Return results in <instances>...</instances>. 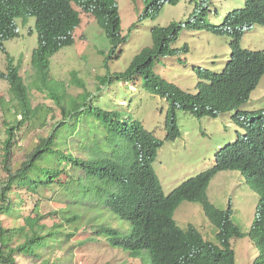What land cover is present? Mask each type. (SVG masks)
Masks as SVG:
<instances>
[{
    "label": "trees",
    "instance_id": "1",
    "mask_svg": "<svg viewBox=\"0 0 264 264\" xmlns=\"http://www.w3.org/2000/svg\"><path fill=\"white\" fill-rule=\"evenodd\" d=\"M179 1L144 0L145 9L128 32L149 13L156 17L165 3L175 5ZM203 13L200 9L192 14ZM81 14L93 18L108 39L110 49L104 59L107 66L109 59L119 57L127 39V35L121 33L116 0H0V50L6 59V68L0 70V78L8 82L16 101L15 123L7 127L5 162L17 130L38 112L32 106L29 88L20 72L21 59L15 62L4 46V41L19 35L17 19L25 25L34 17L37 45L29 59L36 73L33 82L39 90L47 91L61 113L49 135L39 140L0 187V216L23 221L21 225L6 227L0 219V263L17 264V254L38 259L43 249L61 242L58 237L61 224L47 229L40 223L46 216L40 213L44 199H35L30 209L33 214L22 213L27 206L23 194L31 196L55 186L54 192L61 196V202L67 199L77 204L88 199L99 207L101 204L95 197L103 196V206L129 220L131 227L124 233L101 225L96 233L107 237L111 246L121 247L132 257L147 251L151 264H235L230 240L247 236L259 249L252 264H264V111H238L235 122L243 132L216 150L211 166L165 194L152 168L162 141L139 121H127L121 118L118 110L109 109L111 101L108 106L98 103L96 92L84 90L76 97L64 99L56 93L64 84L48 76L53 54L74 44L73 32L81 22ZM253 24L264 25V0H244V6L229 10L218 25L205 18L194 23L188 17L166 26H152L151 44L135 53L124 70L99 76L97 92L113 79L126 83L138 79L141 88L168 103L165 137L173 140L179 134L176 108L197 117H216L220 112L237 110L248 100L264 74V51L240 46L243 33ZM190 28L227 34L231 38L230 54L224 67L219 72L200 70L195 92L185 91L167 81L156 69L158 60L173 57L187 48H178L175 44L183 29ZM28 32L31 34L33 29ZM72 75L75 83L83 85L75 72ZM222 170H238L258 193L254 218L247 232L231 219L230 202L224 210L208 199V184ZM183 200L200 203L206 218L217 229V243L206 240L191 224L181 227L176 223L173 212ZM72 218L77 219V216ZM70 235L72 233H66L65 237ZM40 264L56 262L45 259Z\"/></svg>",
    "mask_w": 264,
    "mask_h": 264
},
{
    "label": "rangeland",
    "instance_id": "2",
    "mask_svg": "<svg viewBox=\"0 0 264 264\" xmlns=\"http://www.w3.org/2000/svg\"><path fill=\"white\" fill-rule=\"evenodd\" d=\"M121 19V33L127 35L122 45V52L117 58L109 59L105 66V55L110 44L97 22L89 15L81 14V22L74 29V44L61 48L50 59L49 77L58 84L56 93L64 99L76 97L84 90L99 94L98 103L116 109L121 118L127 121L137 120L147 130L162 141L152 168L157 175L161 188L168 194L183 180L195 175L212 165L217 149L236 139L242 129L236 124V114L220 112L216 117H197L175 109L178 136L171 140L166 138V111L168 103L160 96L149 93L139 86L137 81L129 83L114 81L97 92L98 77L113 72H120L141 48L151 44L150 28L166 26L170 22L185 21L188 17L194 23L202 18L211 24L218 25L225 14L234 8L244 6V0H180L172 5L165 3L156 17L151 13L141 19L128 32L145 9L144 0H116ZM203 9V14L193 15ZM18 37L4 41L7 52L15 59H21L20 72L30 92L31 103L37 108L34 118L22 125L16 133L15 143L11 147L5 162L4 145L8 136L7 127L15 123L14 110L16 101L9 91L8 82L0 78V187L10 173H14L26 159L27 154L37 145L42 137L49 135L52 125L61 118L59 107L47 95L39 90L34 80L36 73L30 66L32 50L37 45V34L34 30V17H30L25 26L17 19ZM33 29L31 34L29 28ZM231 38L227 34H215L210 30L183 29L175 47L187 46L173 57L161 58L156 63L157 72L167 81L188 92L196 91L199 71L209 69L219 72L230 54ZM240 46L253 50L264 49V26L253 25L240 39ZM104 52V54H100ZM6 59L0 50V70L5 71ZM72 72L83 85L75 83ZM100 87H103L100 85ZM240 109L247 111H264V74L257 86L251 91L248 100ZM17 119L20 116L17 115ZM57 188L39 190L31 196L23 194L27 206L22 209L23 215L33 214L30 209L35 199L41 197L40 213L46 215L40 223L47 229L61 224L59 241L41 251L40 258L16 255L17 264H40L45 259L56 264H150L148 252L139 257H132L127 251L110 245L108 240L96 230L101 225H108L126 231L129 222L114 216L108 209L83 199L74 204L67 199L61 202V196L55 194ZM12 195V194H11ZM209 200L221 209H227L231 203V219L247 232L254 218L258 193L245 181L238 170L219 171L207 187ZM103 196L95 200L101 205ZM77 216V219H73ZM173 218L181 227L193 225L202 236L213 243L216 241V227L206 218L200 203L181 201L173 212ZM6 227L21 225L22 219L0 216ZM66 233H72L65 237ZM235 252V264H252L259 253L247 236L230 240ZM59 245V246H58ZM147 254V255H146ZM1 264V263H0Z\"/></svg>",
    "mask_w": 264,
    "mask_h": 264
},
{
    "label": "clouds",
    "instance_id": "3",
    "mask_svg": "<svg viewBox=\"0 0 264 264\" xmlns=\"http://www.w3.org/2000/svg\"><path fill=\"white\" fill-rule=\"evenodd\" d=\"M28 21H29V19H28ZM27 21V22H28ZM20 22H21V20H20ZM16 23H17V21H16ZM27 24V23H26ZM25 24V25H26ZM21 25H22V23H21ZM25 25H23V26H25ZM253 25H259V24H253ZM253 25H251V26H253ZM18 26V25H17ZM250 26V27H251ZM262 26H264V25H262ZM250 27H248V28H250ZM32 28V27H31ZM247 28V29H248ZM30 29V28H29ZM246 29V30H247ZM245 30V31H246ZM29 31V30H28ZM19 32V31H18ZM29 33V32H28ZM244 34V33H243ZM248 49V48H247ZM251 50H253V49H251ZM262 51H264V49H261ZM254 51H259V50H254ZM225 64V63H224ZM224 67V66H223ZM222 67V68H223ZM158 73V72H157ZM159 74V73H158ZM261 78V77H260ZM244 104V103H243ZM241 107V106H240ZM240 107L236 110V109H234V110H232V111H230V112H233L234 111V113L236 114V118H237V116H238V111H240V110H242V109H240ZM236 120V119H235ZM240 128V127H239ZM242 129V128H241ZM242 132H243V129H242ZM214 162V161H213ZM213 164V163H212ZM223 171V170H222ZM208 196V195H207ZM209 199V198H208ZM210 201V200H209ZM211 202V201H210ZM101 207L102 208H105V209H107L106 207H104L103 205H101ZM109 210V209H108ZM111 210H109V212H110ZM111 214H113L114 216H118L116 213H114V212H110ZM119 217V216H118ZM120 218V217H119ZM122 219V218H121ZM123 220H125V219H123ZM126 221H128L130 224H129V226H128V229L126 230V231H122V230H120L119 228H117V229H119L120 231H122V232H124V233H126L129 229H130V227H131V222L129 221V220H126ZM105 226H108V225H105ZM109 227H113V226H109ZM113 228H116V227H113ZM106 238V237H105ZM107 239V238H106ZM108 240V239H107ZM109 242V241H108ZM119 248H121V247H119ZM122 249V248H121ZM124 250V249H123ZM143 253H145V252H143ZM147 255V254H146ZM147 257H148V260H149V263H150V259H149V256L147 255ZM151 264V263H150Z\"/></svg>",
    "mask_w": 264,
    "mask_h": 264
}]
</instances>
